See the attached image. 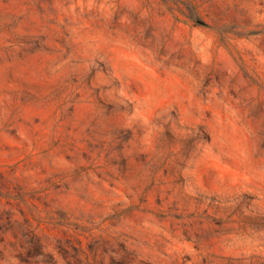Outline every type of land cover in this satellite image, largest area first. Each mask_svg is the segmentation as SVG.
<instances>
[{
    "label": "rangeland",
    "instance_id": "1",
    "mask_svg": "<svg viewBox=\"0 0 264 264\" xmlns=\"http://www.w3.org/2000/svg\"><path fill=\"white\" fill-rule=\"evenodd\" d=\"M0 264H264V0H0Z\"/></svg>",
    "mask_w": 264,
    "mask_h": 264
}]
</instances>
